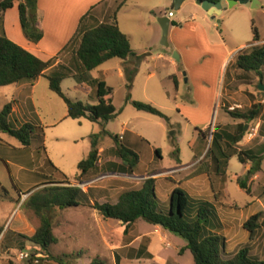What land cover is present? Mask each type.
I'll use <instances>...</instances> for the list:
<instances>
[{
  "label": "rangeland",
  "instance_id": "obj_1",
  "mask_svg": "<svg viewBox=\"0 0 264 264\" xmlns=\"http://www.w3.org/2000/svg\"><path fill=\"white\" fill-rule=\"evenodd\" d=\"M78 1L38 0L34 10L41 7L42 14L37 17L40 20L46 8L51 5L60 7L65 17H60V21L56 19V22L68 30L72 27L73 17L81 11L103 10L100 19L105 20L114 14L121 2ZM201 10L194 0L185 2L179 10H176L172 0H128L118 15L121 30L130 35L134 50L148 47L151 50L147 54L150 55L141 64L139 60L136 63L131 61V69H136L131 88L128 87V80L120 78L115 70V62H120V59L104 65L91 75L92 78H99L101 72L107 73L104 80L113 88L111 98L119 113L107 129L119 136L128 131L123 143L140 157L139 167L132 176L104 173L102 166L107 161L121 162L115 156L106 158L103 155L104 150L114 146L112 138L102 134L104 127L100 123L66 118L67 105L50 90L48 80L43 79L35 95L37 110L31 116L35 128L26 166L29 172L51 177L45 179V185L26 194L28 189L39 183V177L29 176L28 172H12L17 163L9 152L0 150V183L9 191L8 198L0 197V228H4L0 239V264H57L54 258L71 254L80 256L77 261L72 260L74 264H91L94 260L104 264H195L190 251L181 253L188 244L181 237L144 220L138 221L125 234L126 226L122 222L104 218L93 207L96 203L115 204L123 193L140 190L148 178L156 179L157 205L163 213L169 212L170 196L178 187L193 197L198 196L195 200L209 201L217 207L221 226L210 230L224 239L223 257L231 258L241 249L249 248L253 258L264 260V227L252 239L243 228L245 221L257 213H262L261 221H264V175L252 184L254 194L261 200L258 204L257 197L252 192L247 194L238 184L239 179L245 178L246 165L234 157L229 163L227 175L222 177L207 157L212 134L217 128L236 134L237 126L246 124V136L236 146L238 151L264 144V95L258 89L260 83L264 84V78L262 80L255 73L244 72L236 64L241 50L251 51L252 46L264 44V0L256 9L253 4H239L233 8L228 4L227 10L216 20L209 16L207 21H203ZM171 12L176 26H171L169 34L171 48H166L159 20ZM0 21V35H5L16 44L26 46L29 43L17 8L7 11ZM253 26L261 38L255 44ZM38 29L41 30L39 26ZM243 44L246 47L240 48ZM165 54L171 55V64L168 59L160 58ZM175 54L182 56V60H177ZM228 57L231 58L229 67L224 65ZM175 76L179 79L178 87ZM62 88L73 100L96 103L90 99L92 94L95 96L93 88L87 86L82 89L74 79L64 81ZM0 90H3L0 91L2 110L4 105L11 103L15 87ZM130 96L134 101L156 107L170 121L136 110L127 103ZM258 106H261L259 118L248 124L229 115V112H247ZM53 119H61L57 127H51ZM19 120L17 116L14 118L15 127ZM209 127V138L198 139L199 131ZM93 135H101L99 170L78 178L79 163L94 151ZM1 136L11 150L22 147L21 142L12 136L3 133ZM158 149L161 156L156 153ZM11 152L18 156L17 151ZM47 159L68 177L67 180L51 174ZM179 160L182 167L190 168L175 172L179 169ZM200 179H207L209 188L199 194L195 184ZM224 184L227 185L226 195ZM53 186L80 187L89 198L85 206L54 209L47 214L53 222L58 244L45 253L27 239L40 227L41 219L25 203L35 192ZM142 251L144 255L139 259ZM148 253L151 257L147 256Z\"/></svg>",
  "mask_w": 264,
  "mask_h": 264
},
{
  "label": "trees",
  "instance_id": "obj_2",
  "mask_svg": "<svg viewBox=\"0 0 264 264\" xmlns=\"http://www.w3.org/2000/svg\"><path fill=\"white\" fill-rule=\"evenodd\" d=\"M128 0H121L119 6L113 15L105 20H101V13L98 9H93L85 15L78 28V32L72 41L60 52V54L49 60L43 61L30 51L24 49L11 41L5 35H0V88L9 86L33 85L39 78H46L49 82L50 90L58 95L67 105L68 116L72 120L86 119L92 123H100L104 127L103 135L110 136L114 146L104 150V157L115 156L121 162L107 161L102 170L105 174H118L132 176L137 171L140 164V157L132 149L127 147L119 135H113L107 129L108 124L118 117V112L113 104L111 95L113 88L101 78L91 77L93 71L98 70L103 65L114 59L129 60V65L125 68L126 79L132 87L136 69H131L132 60L139 57L134 52L129 37L124 34L118 22V13L125 6ZM175 1V0H172ZM212 2H221L224 0H210ZM240 1V0H237ZM19 2V17L22 29L26 38L32 43H39L43 38V33L38 29L37 17L31 15V11L37 8L38 0H0V14L12 9L15 3ZM172 26L176 23L172 22ZM253 43H259L261 38L258 30L253 26ZM248 49L241 50L237 59V67L247 73H255L262 80L264 78V44L254 45ZM132 65V64H131ZM135 65V64H134ZM67 79H74L79 84H85L95 93L96 103H84L71 99L62 88V84ZM176 87L178 81L174 78ZM136 110L150 115H154L166 121L170 118L156 107L134 101L131 96L127 100ZM14 102L5 105L0 112V132L8 134L19 140L21 148H14L0 143V150L7 151L12 155L13 160L24 167L29 176L39 177V183L33 185L26 194H30L35 189L45 185V179L51 177L47 174L29 172L27 170V157L32 146V137L35 126L25 124L22 127H15L10 117L13 113ZM261 106L251 109L247 112H229V115L236 120H244L251 123L260 116ZM263 127H261L262 133ZM44 134V133H43ZM210 127L199 131L202 140H207L210 136ZM44 136V135H43ZM246 136V124L237 126L236 134L230 131L218 130L212 134V142L207 157L216 165L220 176L227 175L229 163L232 158L237 157L242 164H251L244 179H239V186L251 195L249 181L262 171L264 161V144L246 151L236 150ZM101 135L91 137L94 151L89 157L78 165V178H83L88 174L99 170L100 149L99 141ZM9 150V151H8ZM11 151H17L15 156ZM158 156H161L160 150H156ZM1 161V156H0ZM47 164L51 174L63 177L67 176L54 166L51 160L47 159ZM3 194L1 198L9 197V191L0 183ZM18 192L21 189L15 186ZM156 179L148 178L144 181L140 190L128 191L120 195L115 204L104 203L94 204L106 219L120 221L126 226L125 234H128L131 227L140 220L181 237L188 244L182 249L181 253L190 251L195 264H264V260L253 258L249 248L241 249L235 256L225 258L222 256V247L224 239L210 228L220 227V220L217 207L209 201H197L192 198L185 190L176 188L170 196L169 212L159 211L156 196ZM22 193V192H21ZM88 194L83 192L80 187L75 186H53L45 187L32 194L26 201V206L35 212L41 219V225L31 238H27L43 252L48 253L52 246L58 244V239L54 234V225L47 214L54 209H71L85 206L88 202ZM262 213L251 216L243 225L251 239L262 227ZM4 233V228H0V239ZM24 250V247H23ZM144 252H140L139 259ZM148 257L151 255L148 253ZM70 258L71 260H68ZM79 255H67L56 257L54 261L57 264H74ZM13 264V263H10ZM91 264H104L94 260Z\"/></svg>",
  "mask_w": 264,
  "mask_h": 264
},
{
  "label": "crops",
  "instance_id": "obj_3",
  "mask_svg": "<svg viewBox=\"0 0 264 264\" xmlns=\"http://www.w3.org/2000/svg\"><path fill=\"white\" fill-rule=\"evenodd\" d=\"M61 1H63V0H61ZM64 1L65 2H79L78 0H64ZM259 1L261 2V0H259ZM222 2H223V11H222V14L221 15H223L224 11L227 10V5L229 4L227 0H224ZM18 6H19V2L15 3V5H14V7L12 9H15V8L18 9ZM59 8L60 7H55L54 5H51L49 8H46L45 9L43 18L40 19V20L37 19V25L39 26V28H41V31L43 33V38H42V40L39 43L35 44V43H32V42L29 41V43H27L26 46L21 45V44H18L19 46L23 47L24 49L30 51L31 53H33L34 55H36L37 57H39L40 59H42L43 61H49V60L57 57L60 54V52H62V50L72 41V39L77 34L81 19L85 15L88 14V11H86V9L84 11H81V13L76 14L73 17L72 27L67 30V29L62 28L61 27V24L59 25V23L56 22V19H58L60 21V19H61L60 17H65V13H63V10H61ZM200 8L202 9L201 11H203V13H204V14H201L200 15L201 19L203 21H207L206 19H207V17H209V14L205 10H203V8L201 6H200ZM12 9H9V10H12ZM9 10H7V11H9ZM102 11L103 10H101L100 13ZM107 11L108 10H106V12ZM120 11H119V13H120ZM6 12L1 13L0 14V17L1 16L4 17V15H5ZM18 13H19V9H18ZM119 13H118V15H119ZM41 14H42V9H41V7L38 6V9H37L36 14L34 16L38 17V15L40 16ZM221 15L217 16L216 18H212V19L213 20H216ZM166 17H168V16H166ZM19 20H20V17H19ZM171 22H173L172 19H171ZM0 23H1V21H0ZM195 25L197 26L198 24L196 23ZM119 27H120V23H119ZM120 29H121V27H120ZM169 34H171V27H170ZM127 36L129 37V39L131 41L130 35H127ZM244 47H246L245 44H243V45L240 46V48H244ZM166 48H171V42L169 44V47H166ZM150 50L151 49H149L148 47H146L143 50H137V51L134 50V52L136 53V55L140 59L143 55L147 54ZM236 53H234L233 55H235ZM233 55H232V57H233ZM160 58L165 59V60L168 59L169 60V63L171 64V55H168V54L160 55ZM179 58H180V61H181L183 57L181 56ZM139 59L135 60V63ZM114 60H111V61H109L106 64L114 63ZM144 61H145V59L143 60V62ZM230 61H231V58H229V57L226 58L224 65L227 64V67H229ZM115 63H117V66H116V69L115 70H116L118 76L120 78H126L125 68L129 65V60L128 61L121 60L120 62H115ZM172 63H174V61ZM101 68H99V69H101ZM98 70H96V71H98ZM93 72H95V71H93ZM92 73H91V75H92ZM106 76H107V73L106 72H101L99 78H101V79L104 80V78H106ZM43 79H46V78H44V77L43 78H39L33 85L9 86V87H15V92L12 95L13 96V99L11 101V102H14V107H13V113H12V115L10 117V121L13 124L14 123L13 122L14 118L16 116L19 117L20 120L17 121V124H16L18 128L22 127L25 124H32L31 123V116L37 110L36 103H35L36 90H37L38 86L41 84V82L43 81ZM94 79H97V78H94ZM175 79L179 82V79H178L177 76H175ZM80 86H81L82 89L84 87H87V85H85V84H82V85L80 84ZM4 88L5 87L0 88V89H4ZM0 91H3V90H0ZM90 99L96 101V97L93 96V94L90 97ZM4 107H5V105H4ZM2 110H0V112ZM67 116H68V109H67ZM60 122H61V119H53V121L51 122L50 125H51V127H57L60 124ZM42 123L43 122L40 121V124L41 125H42ZM40 128H42V127L40 126ZM127 134H128V131H125V133H123L122 136H120L121 139H122V142H125L126 141ZM1 135H2V133L0 132V143L3 142V144H8V143H6L5 140H3V137ZM198 139H200L199 133H198ZM18 148H21V147H18ZM249 149H252V148H249ZM179 161H180V163H178V168L179 169L176 170L175 172L180 173V172L184 171L185 169H189L190 168V167H188V168L182 167V161L181 160H179ZM245 165L247 166L246 173L244 174L246 176V174L248 173V171L251 169V164L249 163V164H245ZM11 170H12V172H17L19 174V173H23L24 170H26V167H24L22 165H19V164H15ZM261 175H264V161L262 163V171L259 172L255 176V178L249 183V187L251 189L252 195H254V196H256V195L254 194V191H253V188H252V184L254 183V181H256L257 179H259V177ZM235 176L239 177L240 175H235ZM226 184H224L225 187L223 189L225 195L227 193V190L226 189H227V185H228V184L227 185ZM207 187L209 188V186L207 184V179H206V181L205 180L203 181V180L200 179V181L198 183L196 182V184H195L196 192L199 193V194L202 193L205 189H207ZM186 192L192 198H194V199L198 198V196H194L193 197L188 191H186ZM256 197H257L256 202L259 204L261 200H260L259 196H256Z\"/></svg>",
  "mask_w": 264,
  "mask_h": 264
},
{
  "label": "water",
  "instance_id": "obj_4",
  "mask_svg": "<svg viewBox=\"0 0 264 264\" xmlns=\"http://www.w3.org/2000/svg\"><path fill=\"white\" fill-rule=\"evenodd\" d=\"M189 0H175L174 1V4H175V8L176 10H179L183 4L185 2H187ZM199 6H201L203 8V10H205L209 16H211L212 18H216L217 16L221 15L222 14V11H223V2H212L210 0H194ZM229 5H230V8H233L239 4L241 5H247V4H253V8L256 9L258 8L260 5H261V2L259 0H240V1H237V0H227ZM32 16H34L36 14V11L35 10H32ZM159 23L163 29V45L165 47H169V32H170V27H171V19L169 17H164V18H161L159 20ZM150 54H145L144 56H142L140 59H139V64H141V62H143V60L149 56ZM175 57L177 58V60H180L178 54H175ZM258 89L260 92L263 93L264 95V84L263 83H260L259 86H258Z\"/></svg>",
  "mask_w": 264,
  "mask_h": 264
},
{
  "label": "built area",
  "instance_id": "obj_5",
  "mask_svg": "<svg viewBox=\"0 0 264 264\" xmlns=\"http://www.w3.org/2000/svg\"><path fill=\"white\" fill-rule=\"evenodd\" d=\"M167 16H168L170 19H172L173 16H174V14L171 12V13H169Z\"/></svg>",
  "mask_w": 264,
  "mask_h": 264
}]
</instances>
